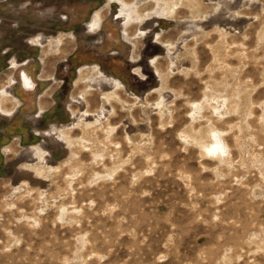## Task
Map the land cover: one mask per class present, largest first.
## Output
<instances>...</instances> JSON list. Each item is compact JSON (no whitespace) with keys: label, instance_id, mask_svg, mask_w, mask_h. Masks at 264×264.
<instances>
[{"label":"rangeland","instance_id":"rangeland-1","mask_svg":"<svg viewBox=\"0 0 264 264\" xmlns=\"http://www.w3.org/2000/svg\"><path fill=\"white\" fill-rule=\"evenodd\" d=\"M104 4L0 0V68L35 84L0 119V264H264V0H112L88 33ZM94 64L125 89L76 98Z\"/></svg>","mask_w":264,"mask_h":264},{"label":"crops","instance_id":"crops-1","mask_svg":"<svg viewBox=\"0 0 264 264\" xmlns=\"http://www.w3.org/2000/svg\"><path fill=\"white\" fill-rule=\"evenodd\" d=\"M108 1H109V3H108ZM117 1L120 2V0H117ZM111 2H112V0H105V4L100 9L94 11L92 18L87 23L88 33L95 34L98 30H100V27H101L100 21L97 22L95 20V16H96V14H99V16H100L101 11L104 9H106L107 12H109L110 8H111ZM115 18H116V20H118L117 16H115ZM93 26H94V29L92 30ZM147 32L148 31H146L144 33L146 34ZM55 39H57V38H55ZM126 39H128V38H126ZM59 41H60V39H58V42ZM51 42H54V41L49 39L48 41H46L45 44L49 45ZM43 45L44 44L42 42H40L39 40H36V42L34 43V46H37V47H43ZM44 54L45 53H43V56H41V58H40V63H44ZM10 64H11L10 68H12V69H16L18 67V64L15 63L14 61H11ZM20 71H23V70H20ZM81 71H87V72H89V74L80 75ZM23 72L28 78L31 79L32 83H34L33 79L25 71H23ZM1 76H2V78H1ZM75 76L76 77L72 82V86H73V88L79 90V93H78L79 96H77L76 98H81V97L82 98H84V97L95 98V94L92 93V88H90L87 85L88 78L97 79V81L101 84L106 83L107 82L106 80H108L109 82H111L114 85V88H116V89L117 88L118 89L124 88L125 89L124 85L118 79L104 74L101 71V69L98 67V65H95V64L89 65V66L83 65V66L78 67L75 71ZM80 77H82V81H79ZM47 79L48 80H55V78L53 76H50L49 78H45L42 80H47ZM18 82L20 85L19 86V90H20L19 93L16 92V90L13 88V85H15L17 83L15 81V79L11 76H7L4 72V69L0 68V106L6 110L5 113L0 111V119L1 118L5 119V118L11 117L13 115V113L15 112V109L18 107H21L24 104V102L27 101V99H26L27 93L33 92L35 89V87H34V89L31 91V90H27L25 87H23V84H21L20 76H18ZM42 94L39 95V97H41ZM3 95H7V96H5V99H2ZM107 96H108V94H102V96H101V98L106 103H108L109 101L112 100V99L108 100ZM6 102H13L14 106L12 108H8V107H6ZM43 113H44V109L41 107H38V111H37V114L35 115V117H40L41 114H43ZM0 129L3 130V134H5V135L9 134L10 130H11V120L7 123H6V121H4L3 125L0 124ZM61 129H64V127L63 126L62 127L51 126L47 131L43 132V135L44 136L53 135L56 137L57 140L61 141L58 134H57V133H61V135L64 137L65 133L63 131H61ZM0 145L2 146L3 143H0ZM4 146L5 145H3L0 149V158H1V156L11 154V150L8 147H4ZM30 149L32 150V155L35 156L36 159L42 160L43 154H42L41 149L38 147V145L31 146ZM37 156H38V158H37ZM3 164H6L5 160L3 161ZM27 167L30 170L34 171L36 174L40 173V171H39L40 168L38 167V165L29 164V165H27Z\"/></svg>","mask_w":264,"mask_h":264},{"label":"bare ground","instance_id":"bare-ground-1","mask_svg":"<svg viewBox=\"0 0 264 264\" xmlns=\"http://www.w3.org/2000/svg\"><path fill=\"white\" fill-rule=\"evenodd\" d=\"M127 17V16H126ZM118 18H120V17H118ZM126 36H127V33L126 32H123ZM25 80V81H24ZM21 81H22V83H23V87H25L27 90H33L34 89V87H35V85H34V83H32V81H31V79L30 78H28L26 75H22L21 76ZM27 85V86H26ZM112 98H115L114 97V94H108V96H107V99L108 100H110V99H112ZM1 111V110H0Z\"/></svg>","mask_w":264,"mask_h":264},{"label":"flooded vegetation","instance_id":"flooded-vegetation-1","mask_svg":"<svg viewBox=\"0 0 264 264\" xmlns=\"http://www.w3.org/2000/svg\"><path fill=\"white\" fill-rule=\"evenodd\" d=\"M96 15H97V14H96ZM99 17H100V16H99ZM99 17L96 18V21H97V22L99 21ZM22 75H25L24 72H23V71H19L18 76H20V80H21V76H22ZM24 81H25V80H24ZM21 84H23L22 81H21ZM26 86H27V85H26ZM3 96H4V95H3ZM1 112H3V111H1ZM4 113H5V112H4Z\"/></svg>","mask_w":264,"mask_h":264}]
</instances>
